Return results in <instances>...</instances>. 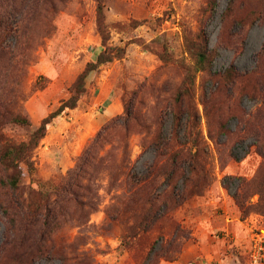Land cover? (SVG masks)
<instances>
[{
    "label": "rangeland",
    "instance_id": "1",
    "mask_svg": "<svg viewBox=\"0 0 264 264\" xmlns=\"http://www.w3.org/2000/svg\"><path fill=\"white\" fill-rule=\"evenodd\" d=\"M9 2L18 9L21 34L19 40L10 38L8 43L26 58L15 68L0 59V96L8 109L27 115L32 125L5 122L0 129L8 138L25 140L41 119L70 95L77 76L104 49L98 24L99 0ZM100 2L110 35L108 44L125 46L126 55L91 73L88 92L78 107L49 125L34 153V178L62 180L103 125L123 115L131 100H135L136 119L129 131L118 125L106 131L99 151L104 156L103 164L89 168L96 208L91 210L85 205L82 211L72 210L75 216L88 214L87 227L79 226L67 214L58 240L68 243L83 234L87 243L80 246V251L91 255L93 264H139L134 250L120 249L125 225L110 219L107 211L125 192L129 171L135 170L139 175L148 172L147 167L155 158L152 142L159 130L161 112L166 103L175 99L185 68L194 64L189 48L202 42L205 33L215 57L211 70L195 76L194 101L200 114L203 164L211 184L202 195L191 197L174 216L192 231L181 254L188 244L200 239L197 226L208 220L212 237L206 246L217 257L212 264H244L240 246L247 225L252 216L264 221V214L257 209L260 194L252 191V180L262 157L253 138L237 144L246 135V119L264 112V0ZM162 53L173 60L160 59ZM231 70L236 78L233 93L228 97L217 94L212 79ZM39 76L44 77L45 87L35 90ZM248 92L250 95H243ZM234 114L239 117L226 125ZM170 126L168 119L166 133ZM22 167V185L37 187L26 166ZM236 193L247 197L244 209L235 200ZM5 198L0 190V201ZM225 223H232L233 228L228 231ZM6 226L0 208V244L5 240Z\"/></svg>",
    "mask_w": 264,
    "mask_h": 264
},
{
    "label": "trees",
    "instance_id": "2",
    "mask_svg": "<svg viewBox=\"0 0 264 264\" xmlns=\"http://www.w3.org/2000/svg\"><path fill=\"white\" fill-rule=\"evenodd\" d=\"M5 2L8 3L5 5ZM17 12L18 9L9 0H0V59H6V63L14 68L15 65L23 64L26 58L16 53L15 46L8 43L10 38H20L21 26ZM98 24L104 49L77 76L70 87V95L42 118L25 140L8 138L0 129V190L6 194V198L0 201V208L7 225L5 240L0 244V264L94 262L86 251H80V246L87 243L83 234L68 243L59 241L57 234L62 223L67 220V214L72 215L79 226L87 227L88 214L75 216L72 210L82 211L85 205L90 206L91 210L96 208L97 202L93 200L96 192L89 168L96 169L100 163L103 164L104 156H100L99 151L106 139L105 133L111 126L118 125L129 131L131 122L136 119L135 100L127 103L123 115L103 125L75 167L59 182L34 178L37 171L34 153L46 136L49 125L78 107L81 98L88 92L89 75L97 72L101 65L126 55L125 46L108 44L110 35L104 24V10L100 0ZM189 50L194 64L191 68H185V76L176 91L175 99L166 103L161 112L159 130L152 142L154 161L148 165L145 175H139L135 170L128 172L125 192L107 211L110 219L122 221L125 225L120 249L134 250L139 264H160L162 259H178L185 242L191 239L192 231L176 219L174 214L191 197L202 195L211 184L210 174L203 164L202 151H205L200 142V114L194 101V86L197 73L211 70L215 55L208 47L205 33L203 41L196 42V46ZM165 53L159 55L160 59L173 60ZM235 79L232 70L212 79L214 91L230 96L234 91ZM43 80V76L37 78L35 90L45 87ZM243 95L248 96L250 93ZM252 97L256 98L255 95ZM238 117L234 114L225 124ZM168 119H171V126L166 133ZM239 121L243 123L241 119ZM5 122L24 127L32 125L27 115L8 109L6 101L0 96V125ZM244 130L246 135L241 136L237 144H244L248 137L253 138L257 153L262 157V163L252 180V191L260 194L257 209L264 214V112L252 114V118L246 119ZM23 165L37 187L22 185ZM234 198L244 209L247 197L236 193Z\"/></svg>",
    "mask_w": 264,
    "mask_h": 264
},
{
    "label": "crops",
    "instance_id": "3",
    "mask_svg": "<svg viewBox=\"0 0 264 264\" xmlns=\"http://www.w3.org/2000/svg\"><path fill=\"white\" fill-rule=\"evenodd\" d=\"M210 226L208 220H202L197 226V233L200 239L188 244L177 260L168 261L163 259L160 264H212V261L217 257L209 252L206 246L211 243L209 238L212 237ZM232 228V223H225V229L229 231ZM195 261L198 262L196 263Z\"/></svg>",
    "mask_w": 264,
    "mask_h": 264
},
{
    "label": "built area",
    "instance_id": "4",
    "mask_svg": "<svg viewBox=\"0 0 264 264\" xmlns=\"http://www.w3.org/2000/svg\"><path fill=\"white\" fill-rule=\"evenodd\" d=\"M247 228L240 246L245 258L244 264H264V221L252 216Z\"/></svg>",
    "mask_w": 264,
    "mask_h": 264
}]
</instances>
